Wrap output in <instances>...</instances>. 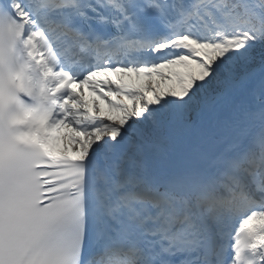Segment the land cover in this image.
<instances>
[{"label":"snow or ice","instance_id":"6c2138e0","mask_svg":"<svg viewBox=\"0 0 264 264\" xmlns=\"http://www.w3.org/2000/svg\"><path fill=\"white\" fill-rule=\"evenodd\" d=\"M0 264H264V0H0Z\"/></svg>","mask_w":264,"mask_h":264}]
</instances>
